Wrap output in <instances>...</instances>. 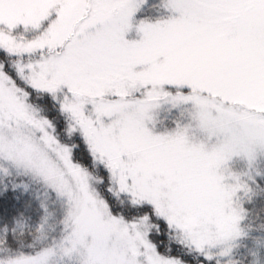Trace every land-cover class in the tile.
Returning a JSON list of instances; mask_svg holds the SVG:
<instances>
[{"label":"snow or ice","instance_id":"obj_1","mask_svg":"<svg viewBox=\"0 0 264 264\" xmlns=\"http://www.w3.org/2000/svg\"><path fill=\"white\" fill-rule=\"evenodd\" d=\"M0 264H264V0H0Z\"/></svg>","mask_w":264,"mask_h":264}]
</instances>
